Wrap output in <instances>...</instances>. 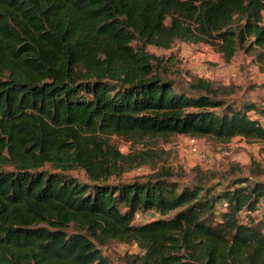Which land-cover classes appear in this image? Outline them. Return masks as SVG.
<instances>
[{"label":"trees","instance_id":"1","mask_svg":"<svg viewBox=\"0 0 264 264\" xmlns=\"http://www.w3.org/2000/svg\"><path fill=\"white\" fill-rule=\"evenodd\" d=\"M177 43L262 66L264 0H0V264H112L114 244L136 246L123 264H264V183L240 165L109 182L133 166L114 136L264 143V107L160 74L148 47Z\"/></svg>","mask_w":264,"mask_h":264},{"label":"rangeland","instance_id":"2","mask_svg":"<svg viewBox=\"0 0 264 264\" xmlns=\"http://www.w3.org/2000/svg\"><path fill=\"white\" fill-rule=\"evenodd\" d=\"M147 51L158 58L154 62L155 67L172 83L183 85L188 76L194 75L216 85L232 87L234 93L225 97V102L232 106L254 103L259 108L264 107V65L258 66L243 51L230 63L206 45L177 43L167 51L152 47H148ZM250 114L260 119L264 126V117L259 112ZM111 141L133 166L129 168L126 163V172L113 176L109 182L145 181L163 170H171L178 183L188 184L203 173L200 176L205 175L212 185L226 183L234 165H240L242 170L237 174L253 175L255 180L264 183V143L248 142L239 137L224 143L182 135L133 142L114 136ZM45 169L48 170L49 166ZM69 175L82 183L89 181L80 169L72 170ZM257 219L264 221V213H260ZM135 247L114 244L103 250L112 264H123L122 258L136 252Z\"/></svg>","mask_w":264,"mask_h":264},{"label":"crops","instance_id":"3","mask_svg":"<svg viewBox=\"0 0 264 264\" xmlns=\"http://www.w3.org/2000/svg\"><path fill=\"white\" fill-rule=\"evenodd\" d=\"M262 207V209L260 210V213H264V203H262V205H261Z\"/></svg>","mask_w":264,"mask_h":264},{"label":"built area","instance_id":"4","mask_svg":"<svg viewBox=\"0 0 264 264\" xmlns=\"http://www.w3.org/2000/svg\"><path fill=\"white\" fill-rule=\"evenodd\" d=\"M194 141H195V140H193L192 142L194 143ZM244 214H245V215H246V214H251V212H246V213H244Z\"/></svg>","mask_w":264,"mask_h":264}]
</instances>
